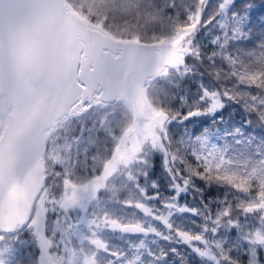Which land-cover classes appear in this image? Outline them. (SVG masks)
<instances>
[{"label": "snow or ice", "instance_id": "snow-or-ice-1", "mask_svg": "<svg viewBox=\"0 0 264 264\" xmlns=\"http://www.w3.org/2000/svg\"><path fill=\"white\" fill-rule=\"evenodd\" d=\"M261 8L0 0V264H264Z\"/></svg>", "mask_w": 264, "mask_h": 264}, {"label": "trees", "instance_id": "trees-1", "mask_svg": "<svg viewBox=\"0 0 264 264\" xmlns=\"http://www.w3.org/2000/svg\"><path fill=\"white\" fill-rule=\"evenodd\" d=\"M257 15L258 16L264 15V8L259 9L257 12ZM193 259H195V258H193Z\"/></svg>", "mask_w": 264, "mask_h": 264}]
</instances>
